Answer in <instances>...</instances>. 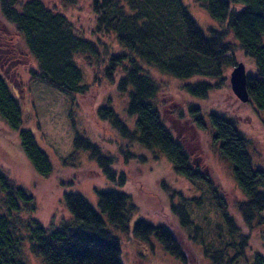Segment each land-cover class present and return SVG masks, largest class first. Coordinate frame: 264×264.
I'll return each mask as SVG.
<instances>
[{
    "label": "trees",
    "instance_id": "1",
    "mask_svg": "<svg viewBox=\"0 0 264 264\" xmlns=\"http://www.w3.org/2000/svg\"><path fill=\"white\" fill-rule=\"evenodd\" d=\"M61 1L65 7L76 5L78 0ZM192 1L217 25L203 30L184 0H86L94 18L95 40L86 37L52 0H0V14L12 28L15 42L21 41L23 48L16 47L18 55L21 51L30 57L32 66L24 68L27 78L68 94L71 101L91 88L77 58L87 54L99 60L102 66H92L91 81L100 76L115 81L116 90L126 95V117L120 116L109 98L97 106L98 117L127 144L149 150L153 157H166L172 171L193 184L195 194L186 196L162 182L179 228L189 242L200 245L209 264H264V255L258 251L249 260L246 257L249 233L263 222L264 210V170L253 162L250 138L234 117L203 112L192 100L187 103L185 113L196 128L206 130L207 123L210 125V139L229 163L242 192L243 199L235 203V209L248 229L244 232L210 173L193 160L186 145L164 122L159 99L162 84L149 70L185 80L181 88L186 93L206 98L223 83L224 68L236 65L233 42L227 38L231 33L251 61L246 72L248 102L264 119V0ZM99 36L112 37L115 45L105 41L100 48ZM194 77L202 80L191 81ZM0 118L17 131L19 146L34 172L42 177L50 175V156L25 127L21 100L1 68ZM70 120L75 131V120ZM72 147L61 158L62 166H78L77 158L83 151L111 187L96 189V205L79 191L64 190L61 199L67 213L44 225L34 216L33 194L0 166V264H29V254L43 264H124L117 232H127L130 227L138 239L155 237L168 253L187 264V252L166 224L133 218L136 204L124 189L125 174L113 166L111 154L78 131ZM123 151L125 157L130 153ZM59 183L71 185L69 180Z\"/></svg>",
    "mask_w": 264,
    "mask_h": 264
},
{
    "label": "rangeland",
    "instance_id": "2",
    "mask_svg": "<svg viewBox=\"0 0 264 264\" xmlns=\"http://www.w3.org/2000/svg\"><path fill=\"white\" fill-rule=\"evenodd\" d=\"M52 1L61 5L60 7L86 37L96 39L92 31L94 18L88 10L86 0H78L76 5L65 7L61 0ZM184 3L188 4L186 5L189 6L190 13L203 30L209 25H217V22L194 5L192 0H184ZM227 38L233 42L232 55L236 63H244L248 72L251 69L250 59L244 56L231 33H228ZM99 41L100 48L104 47L101 42L105 41L115 45L112 37L99 36ZM18 45L22 47L21 41L15 42L12 28L0 14L1 71L6 76L12 91L21 100L25 127L33 132L37 143L47 151L53 166L51 174L47 177L36 174L19 146L17 131L8 128L0 118V166L10 178L33 194L36 204L34 216L42 224L48 225L61 215H65L67 210L61 199L64 190L79 191L96 205V189L111 187L95 162L89 160L83 151L79 152L78 166H62L61 158L72 151V138L75 131H78L97 143L105 153L111 154L113 166L117 171L125 174L124 189L131 194L137 208L133 218L142 217L151 222L166 224L187 252V264H209L200 245L189 242L185 233L179 228L176 218L169 209L168 192L162 186L164 182L171 189L192 196L196 192L193 184L174 173L166 157L162 155L153 157L149 150L127 144V141H124L108 122L98 117L97 106L107 103L108 98L120 116L126 117L124 112L126 95L116 90L115 81L112 83L100 76L99 68L97 72L100 79L91 81V74L94 72L92 66H102L99 60L96 62L94 55L87 54L77 58L85 69V79L91 83V88L84 94L75 95L73 97L75 101H71L68 94L65 95L46 83L27 78L24 68L28 65L32 66V62L30 57L25 56L21 51L18 55L16 51ZM87 61L91 65L87 64ZM233 66L224 68L223 83L213 88L206 98H198L186 93L181 88L185 80L149 70L162 84L163 92L159 99L164 122L186 145L193 160L210 173L225 197L229 211L240 224L242 231L248 232L235 209V203L243 199L242 192L234 181L229 163L218 154L210 139V125L207 123L206 130L198 129L185 113L187 103L192 100L200 105L203 112L212 110L234 117L239 129L251 140L249 150L254 164L264 170V119L251 103L240 101L232 92L229 75ZM197 80L202 78L191 79V81ZM70 117L75 120V131ZM125 149L130 152L126 151V157L123 151ZM60 180H69L71 185H60ZM196 212L197 210H194L193 214L195 215ZM261 216L263 222L255 224L249 233L246 250L248 260L255 251L264 255V210ZM117 234L124 264H183L168 253L153 236L149 241L140 240L132 234L131 227L129 231L117 232ZM28 259L29 264H43L32 254H29Z\"/></svg>",
    "mask_w": 264,
    "mask_h": 264
},
{
    "label": "water",
    "instance_id": "3",
    "mask_svg": "<svg viewBox=\"0 0 264 264\" xmlns=\"http://www.w3.org/2000/svg\"><path fill=\"white\" fill-rule=\"evenodd\" d=\"M246 69L242 62L236 63L229 75L230 88L234 95L242 102L249 100V94L246 86Z\"/></svg>",
    "mask_w": 264,
    "mask_h": 264
}]
</instances>
